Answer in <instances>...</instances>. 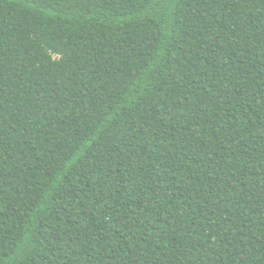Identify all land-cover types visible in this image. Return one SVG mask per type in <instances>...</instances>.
<instances>
[{
  "label": "trees",
  "instance_id": "1",
  "mask_svg": "<svg viewBox=\"0 0 264 264\" xmlns=\"http://www.w3.org/2000/svg\"><path fill=\"white\" fill-rule=\"evenodd\" d=\"M262 21L258 4L211 0L159 15L148 0H52L43 13L0 0L11 121L0 125V264H219L221 253L253 264L264 250V113L248 93L264 81ZM186 55L235 65L208 84L226 114L196 80L175 78ZM200 241L218 251L201 261Z\"/></svg>",
  "mask_w": 264,
  "mask_h": 264
},
{
  "label": "snow or ice",
  "instance_id": "2",
  "mask_svg": "<svg viewBox=\"0 0 264 264\" xmlns=\"http://www.w3.org/2000/svg\"><path fill=\"white\" fill-rule=\"evenodd\" d=\"M18 3H24L27 6L37 9L39 12L43 13L45 7H48L52 4V0H17ZM77 0H61V3H68V4H74ZM141 3H144V0H140ZM211 2H217V3H225L230 4L233 7H235L239 3L244 4H258L259 5V12L260 15L264 16V0H211ZM176 3V0H148V6L150 10L152 11L153 15H159L161 14L165 8H168L169 11L174 7ZM53 15H55V12L53 11ZM262 26H264V21L261 22ZM39 39V37H36ZM3 40V37L0 36V41ZM237 44H239V40H237ZM227 47L231 48L233 53H235V47L231 42V37H229L227 42ZM223 49H221L222 51ZM205 51H207V48H205ZM7 52V48L4 47L2 51H0V81L3 80V62H4V53ZM218 52L214 51L211 53L213 57L218 56ZM197 56L200 55L199 51L196 53ZM64 56L66 57V54L57 53V59L54 61L56 64H62L63 59L60 57ZM185 59L187 60V64L184 66V68H181L179 72L174 73L175 78H178L182 81H184L185 85L187 87H192V81L196 80V86L200 87L202 91H206L208 93V100H215L216 104L220 106V111L227 113V107L225 105L224 99H216V97L219 95V89H213L212 87H208V84L211 83L213 85H220L224 84L226 80H229L231 78V74L228 73V69L235 67V65H232L227 60H222L219 64L213 61L211 64H209L207 58H203L199 62L196 60L191 59L188 55L185 56ZM94 64L95 61H92ZM244 65L241 63L239 64L237 71L240 69H243ZM186 69H189V71H186ZM227 73V74H226ZM187 75L188 79L184 80V77ZM198 77V79H197ZM35 79V77H33ZM241 79H247L246 75H242ZM81 96L83 97V89H80ZM245 92L247 93V89H245ZM14 93H9V96L13 95ZM250 98L253 99V102L256 104V107L259 111L264 113V81H262L257 90L252 91L251 93H248ZM195 97V93L193 94V100ZM188 97L186 96V99ZM55 103V101H54ZM203 103V101H201ZM5 101H4V86L2 83H0V125L4 124L5 122L11 123L10 120L5 121L4 119V112H5ZM243 106V105H241ZM233 108H235V105H232ZM9 109H11V105H9ZM58 109V106H57ZM192 109H188L189 114H191ZM14 112H19V109H12L8 111V116L13 117ZM207 115H212L211 113H206ZM47 115V114H46ZM169 115H172L171 111H169ZM264 123V122H262ZM13 133L16 132V129L13 127L11 129ZM20 140H23V137L19 138ZM131 139H135V137H132ZM145 139H147V136H145ZM9 143V137L5 130L0 127V153H4L7 150L3 147L4 145H7ZM14 147H19V145H14ZM9 156L12 155V153H7ZM77 159H80V157H77ZM110 159V158H109ZM97 162H99L100 157H96ZM0 163H2V159H0ZM71 163H76L75 160H73ZM106 170V169H105ZM55 171V169H53ZM122 175H126V173H121ZM257 174H259V170L257 169ZM195 175V174H194ZM190 178V177H189ZM262 185H264V181L261 182ZM258 195L261 199H264V187H261L259 190ZM260 214L264 216V207H261ZM246 218V217H245ZM170 227H173V225H170ZM69 239L71 240V243L76 245L77 249H83L85 252L88 251V249L84 246V244L80 243V239L78 237H72L70 236ZM224 239H227L225 236ZM87 243V241H85ZM201 244L205 245L202 251V255L200 257L201 261L207 259L208 254L217 252L218 249L215 245L208 246L205 241H200ZM230 243V241H229ZM196 244V241H193V245ZM93 251H95V248L93 247ZM113 256L117 255V252L113 250ZM230 255V253H228ZM79 258V257H78ZM225 254H220L219 264H224L225 260ZM251 260L253 264H256V262H259V264H264V250H261L258 254L251 257ZM241 264H244V261L241 260Z\"/></svg>",
  "mask_w": 264,
  "mask_h": 264
}]
</instances>
